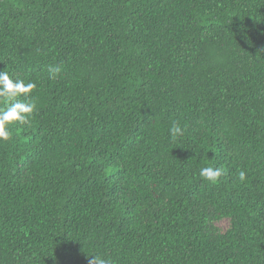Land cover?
Segmentation results:
<instances>
[{
    "label": "trees",
    "instance_id": "1",
    "mask_svg": "<svg viewBox=\"0 0 264 264\" xmlns=\"http://www.w3.org/2000/svg\"><path fill=\"white\" fill-rule=\"evenodd\" d=\"M0 264H264V0H0Z\"/></svg>",
    "mask_w": 264,
    "mask_h": 264
},
{
    "label": "rangeland",
    "instance_id": "2",
    "mask_svg": "<svg viewBox=\"0 0 264 264\" xmlns=\"http://www.w3.org/2000/svg\"><path fill=\"white\" fill-rule=\"evenodd\" d=\"M220 226H221L222 228H226V226H227V221H222V222L220 223Z\"/></svg>",
    "mask_w": 264,
    "mask_h": 264
}]
</instances>
